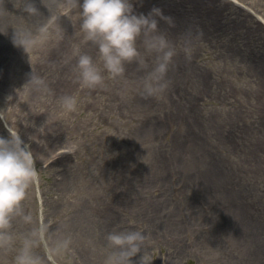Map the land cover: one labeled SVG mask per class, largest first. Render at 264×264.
Returning <instances> with one entry per match:
<instances>
[{
    "label": "rangeland",
    "instance_id": "rangeland-1",
    "mask_svg": "<svg viewBox=\"0 0 264 264\" xmlns=\"http://www.w3.org/2000/svg\"><path fill=\"white\" fill-rule=\"evenodd\" d=\"M169 2L181 19L158 24L177 49L163 98L140 94L146 73L136 63L125 65L122 78L104 70L102 87L81 88L72 58L83 39L80 9L68 0H47L46 33L33 35L28 53L15 45L3 52L0 112L30 146L38 179L23 202L32 222L13 220L0 264H16L41 219L56 264H103L107 235L123 231L147 238L133 264L142 257L144 264H264V0ZM154 6L170 17L160 0H133L135 14ZM81 51L99 64L95 45L81 44ZM32 72L45 89L27 84ZM65 95L76 97L74 112L60 108ZM0 137H9L3 120ZM71 144L74 155L61 152ZM213 169L249 205L252 236L229 218ZM32 251L48 264L43 244Z\"/></svg>",
    "mask_w": 264,
    "mask_h": 264
},
{
    "label": "clouds",
    "instance_id": "clouds-1",
    "mask_svg": "<svg viewBox=\"0 0 264 264\" xmlns=\"http://www.w3.org/2000/svg\"><path fill=\"white\" fill-rule=\"evenodd\" d=\"M68 6L80 9V28L83 33L81 44L91 43L98 49L99 64L81 51V44L73 46L72 58L76 59L75 70L82 89L102 87L104 70L113 79L122 78L125 65L136 63L146 73L138 82L140 94L145 98H163L169 88L167 74L177 49L159 31L158 24L164 20L174 26L172 17L165 16L163 10L155 6L147 15L135 14L133 0H83L82 4L79 0H68ZM23 11L32 16L39 14L32 0H27ZM40 33L43 36L46 29L41 28ZM138 42L143 50L138 47ZM12 43L28 53L37 41L30 32L15 29ZM189 43H185L186 53L191 51ZM27 84L35 91L47 87L45 81L33 72ZM58 104L63 111L71 113L76 110L77 100L75 96L65 95L59 98ZM0 120L5 122L9 132L7 139L0 137V248H7L12 240L9 229L13 220L20 218L25 223L32 222L31 215L24 214L23 202L28 189L37 181L38 173L30 146L18 131L11 129L2 112ZM76 150L74 144L61 148L64 154H74ZM46 232L47 225L41 219L38 228L26 237L24 247L16 257V264H43L42 258L32 251L37 244L44 245L48 264H56L54 250L46 244ZM146 239L141 231L109 233L103 264H133L132 258L142 251ZM63 243L67 248L69 240ZM140 264H144L143 257Z\"/></svg>",
    "mask_w": 264,
    "mask_h": 264
},
{
    "label": "bare ground",
    "instance_id": "bare-ground-1",
    "mask_svg": "<svg viewBox=\"0 0 264 264\" xmlns=\"http://www.w3.org/2000/svg\"><path fill=\"white\" fill-rule=\"evenodd\" d=\"M27 0H0V64L5 57L3 52L9 47L13 46L12 37L14 35L15 29L27 30V32L32 33L33 35H38L40 33V29L46 25L47 19L50 15V10L46 6L47 0H45V4L41 7H37L39 10V14L36 16L29 15L24 12L23 9L25 7ZM163 2L165 6L168 7L169 12L171 13L170 17L173 18L174 23L178 24V21L181 19V15L179 11L175 8V6L171 5L169 0H160ZM23 26V27H22ZM10 41V45H9ZM16 48V47H14ZM18 50L23 51L22 47H17ZM61 57V49H57L52 52V59L58 60ZM168 75V74H167ZM6 76L4 69L0 68V85H5ZM198 141L206 144L202 137L197 136ZM210 150L214 152L217 156L218 149L216 147H210ZM210 151V154H211ZM209 154V153H208ZM209 154V155H210ZM217 160V159H214ZM216 168L218 167V162L213 161ZM209 174L214 176L213 180H218L220 185L218 184L219 192H223V196L225 200L228 202L229 206V218L235 219L241 228L242 235H248L249 237L254 234L255 224L251 219L250 207L246 206L241 201V195H239L240 201L237 199L236 188L229 190V182L231 180L226 179V174L221 172L220 170L213 169L209 171ZM212 183H210L211 186ZM252 238V237H251ZM212 239H215L213 235ZM258 249V248H257ZM259 250L262 248L259 246ZM257 251V250H255ZM256 254V253H254Z\"/></svg>",
    "mask_w": 264,
    "mask_h": 264
}]
</instances>
